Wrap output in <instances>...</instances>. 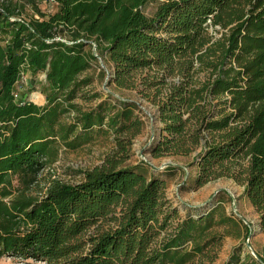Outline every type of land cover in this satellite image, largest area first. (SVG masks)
Wrapping results in <instances>:
<instances>
[{"label":"trees","instance_id":"obj_1","mask_svg":"<svg viewBox=\"0 0 264 264\" xmlns=\"http://www.w3.org/2000/svg\"><path fill=\"white\" fill-rule=\"evenodd\" d=\"M46 1L56 9L0 0V257L212 264L226 236L249 237L252 224L227 210V191L209 210L185 206L182 214L161 173L131 162L150 116L131 97L88 89L95 52L117 90L155 108L152 156L189 158L198 187L222 177L242 184L264 229V0ZM29 71L46 76L45 104L16 96ZM104 132L115 147L102 164L79 182L41 185L62 147ZM224 264L261 263L234 250Z\"/></svg>","mask_w":264,"mask_h":264},{"label":"rangeland","instance_id":"obj_2","mask_svg":"<svg viewBox=\"0 0 264 264\" xmlns=\"http://www.w3.org/2000/svg\"><path fill=\"white\" fill-rule=\"evenodd\" d=\"M41 7L47 12L54 11L56 9V4L42 0ZM155 8V3H149L145 6L144 10L147 14L152 15ZM103 62L107 66L104 59ZM101 70L102 66L100 64V60L98 59L97 62L93 63V66L88 71L89 75L94 78L88 89L101 93L112 91L114 95L122 98L123 96L131 97L140 103V105L144 107L145 110L148 111L154 118V121H152L150 115V118H146V127L144 131L134 139L131 162L136 163L140 159L148 160V163L155 169V172L161 173V177L167 181V195L175 206H178L180 212L185 214V206H191L193 209H198L200 213H203L209 210L213 205L215 206L221 199L223 192L228 190L231 195L236 198V205L234 206L231 196V199L227 200L225 203L227 210L233 211V213H235L236 210L243 217H245L250 224H252L251 229H253V236L249 240L252 249H250L247 245L244 230L237 236H226L223 240L219 256L212 264H224L227 260H229L234 250H239L242 257H244L248 252H254L257 255L260 254L264 258V229L260 226L256 209L252 205L249 198L243 193L244 186L232 178L222 177L198 187L192 181V177L194 176L196 169L187 166L190 161L189 158L182 156L153 157L149 151V147L157 137L158 130L161 125L159 120H157L154 116L155 108L147 99L138 95L136 91L117 90L115 88V84L110 82V79L106 80V75H103ZM108 71L110 70L108 69ZM48 85L49 83L43 72L34 74L29 71L16 85V96L18 99L28 98L38 104H45L47 101L46 93ZM104 96L105 95H103V97ZM103 97L101 96L99 99L101 100ZM78 101L85 107H89L90 105H94L97 100L90 103L83 99H78ZM114 147V135L112 133L105 132L97 134L92 142L84 144L80 148L66 149L65 147H62L60 149L58 159L53 164L48 166L43 172L41 185H44V182L51 177H56L65 182H79L84 177L83 171L102 164L107 155L114 150ZM169 161L172 165L183 167V169L181 171H166L168 166L167 163ZM187 172H189L188 175H186ZM185 180H188V183L185 184ZM193 213L195 212L193 211ZM0 264L46 263L41 260H25L3 256L0 257Z\"/></svg>","mask_w":264,"mask_h":264},{"label":"water","instance_id":"obj_3","mask_svg":"<svg viewBox=\"0 0 264 264\" xmlns=\"http://www.w3.org/2000/svg\"><path fill=\"white\" fill-rule=\"evenodd\" d=\"M93 45H94V51H96V44L93 42ZM95 55L98 57V59L100 60V64H101V66H102V68L103 69H105L106 71H107V76H106V80H109L110 79V77H111V74H110V71H108V69H107V66L104 64V62H103V59L98 55V53L97 52H95ZM112 92V91H111ZM140 104V103H139ZM141 106V105H140ZM141 108L142 109H144L145 110V108L144 107H142L141 106ZM146 111V110H145ZM146 113L148 114V115H150L151 116V114L148 112V111H146ZM151 118H152V121H154V118L151 116ZM145 159V158H144ZM147 162H149L148 160H146ZM168 165H172V163L169 161L168 163H167ZM189 174V172H187L186 173V175H188ZM228 193H230L228 190H226ZM230 195H231V193H230ZM232 196V199H233V204H234V206L236 205V198L233 196V195H231ZM235 214L238 216V217H240L241 219H243L247 224H249V222L246 220V218L245 217H243L240 213H238L236 210H235ZM253 236V229H251V232L249 233V237H248V239H247V245H248V247L250 248V249H252V246H251V244H250V242H249V240H250V238ZM253 254H254V256L256 257V259L261 263V264H264V260L259 256V255H257V254H255L254 252H252Z\"/></svg>","mask_w":264,"mask_h":264}]
</instances>
